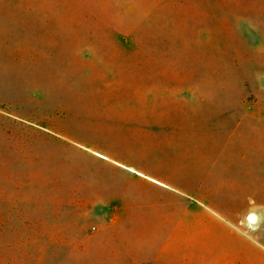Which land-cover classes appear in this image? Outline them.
<instances>
[{"label": "rangeland", "instance_id": "obj_1", "mask_svg": "<svg viewBox=\"0 0 264 264\" xmlns=\"http://www.w3.org/2000/svg\"><path fill=\"white\" fill-rule=\"evenodd\" d=\"M108 242L264 264V0H0V264Z\"/></svg>", "mask_w": 264, "mask_h": 264}, {"label": "crops", "instance_id": "obj_2", "mask_svg": "<svg viewBox=\"0 0 264 264\" xmlns=\"http://www.w3.org/2000/svg\"><path fill=\"white\" fill-rule=\"evenodd\" d=\"M130 169H132V168H130ZM132 171H133L132 173H134L135 175H137L136 173H141L143 175L142 178H145L146 180L152 179V180L157 181L154 177L149 176V175H145L144 173H142L136 169H132ZM138 177H141V176H138ZM159 183H161V182H159ZM185 208H187V207L185 206ZM178 222L180 224V228H182V230L180 231V234L185 239H187V238H194L195 239V238L200 237V235L202 234L201 229L204 228V226L202 224H205V222L189 221L188 219H183V218ZM153 223L154 222L152 220H149V219H143L142 220L143 226H149ZM154 224H157V223H154ZM169 224L172 226V224H174V222L170 220ZM209 224H211L209 227L212 229L215 227L221 226V222L216 221V220L209 221ZM190 227L192 228L191 231L189 230ZM211 234L212 235H216V234L218 235V232H216L215 230H212ZM118 240H119V238H118ZM110 244L111 243L108 242L107 246H106L107 247L106 249L110 252L109 254H111L107 259L108 264H125L124 255L122 253H120V251L118 249H114L112 247V245H110ZM113 254L115 257L113 256ZM243 255L247 259V256H248L247 253H244ZM152 261H153V259L148 257L147 255L141 256V254H138V255L133 257L132 264H156ZM164 264H200V260L198 258L192 259V258H189L188 256H185L182 254L180 257L176 258L175 261H174V258L172 256L171 257L170 256L165 257L164 258Z\"/></svg>", "mask_w": 264, "mask_h": 264}, {"label": "bare ground", "instance_id": "obj_3", "mask_svg": "<svg viewBox=\"0 0 264 264\" xmlns=\"http://www.w3.org/2000/svg\"><path fill=\"white\" fill-rule=\"evenodd\" d=\"M98 155V154H97ZM103 157V156H102ZM125 167V166H124ZM127 170L129 171V172H133L132 171V169H130V168H127ZM138 176H143L141 173H136ZM150 181H153V182H155V183H158V184H161V183H159V182H157V181H155V180H152V179H149Z\"/></svg>", "mask_w": 264, "mask_h": 264}]
</instances>
